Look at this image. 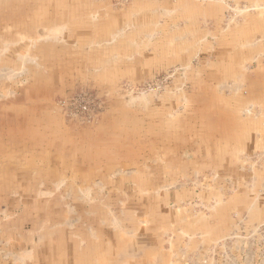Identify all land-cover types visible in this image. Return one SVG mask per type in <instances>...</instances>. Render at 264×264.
Returning <instances> with one entry per match:
<instances>
[{"label":"rangeland","instance_id":"obj_1","mask_svg":"<svg viewBox=\"0 0 264 264\" xmlns=\"http://www.w3.org/2000/svg\"><path fill=\"white\" fill-rule=\"evenodd\" d=\"M0 264H264V0H0Z\"/></svg>","mask_w":264,"mask_h":264},{"label":"bare ground","instance_id":"obj_2","mask_svg":"<svg viewBox=\"0 0 264 264\" xmlns=\"http://www.w3.org/2000/svg\"><path fill=\"white\" fill-rule=\"evenodd\" d=\"M255 5H256V6H260V4H259V3L255 4ZM255 5H254V6H255Z\"/></svg>","mask_w":264,"mask_h":264}]
</instances>
